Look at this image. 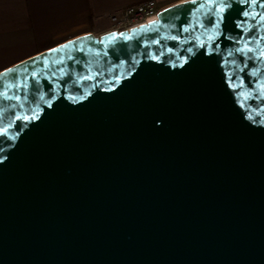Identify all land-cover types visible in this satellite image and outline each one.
I'll list each match as a JSON object with an SVG mask.
<instances>
[{
	"label": "water",
	"instance_id": "95a60500",
	"mask_svg": "<svg viewBox=\"0 0 264 264\" xmlns=\"http://www.w3.org/2000/svg\"><path fill=\"white\" fill-rule=\"evenodd\" d=\"M218 3L0 72V264H264V0Z\"/></svg>",
	"mask_w": 264,
	"mask_h": 264
},
{
	"label": "crops",
	"instance_id": "0c3cea01",
	"mask_svg": "<svg viewBox=\"0 0 264 264\" xmlns=\"http://www.w3.org/2000/svg\"><path fill=\"white\" fill-rule=\"evenodd\" d=\"M147 0H0V72L72 38L109 31L110 16ZM168 7L184 0H155Z\"/></svg>",
	"mask_w": 264,
	"mask_h": 264
},
{
	"label": "snow or ice",
	"instance_id": "6c2138e0",
	"mask_svg": "<svg viewBox=\"0 0 264 264\" xmlns=\"http://www.w3.org/2000/svg\"><path fill=\"white\" fill-rule=\"evenodd\" d=\"M192 2L195 3V0H192ZM208 2L209 3H217V0H208ZM241 3H251L252 5H256L257 0H241ZM229 6L230 5H228L226 3V0H219V3L217 4L216 13H215L217 15V17H218V19L216 21V25H215L217 28H219V25H220V23L223 20V16L221 14L224 13L226 7H229ZM261 6L264 7V4H262ZM201 7H204V5L201 4ZM165 11H167V10H165ZM243 16H245V17H250L251 16L253 19H256V16H258L257 25H259L261 28H264V12L257 13L255 15H253L249 11H244L243 12ZM157 23H158V21H155L154 20V21H150L149 22V25H141L140 27H141V30H145V29L150 28L151 25H154V24H157ZM245 23H247V21H245ZM239 26L240 25H238V27ZM247 30L248 29L246 28L245 31H247ZM120 35H123V33H121ZM69 43H74V42L70 41ZM258 46H259V42H258ZM62 47H66V45L65 46H62ZM50 51H53L54 52V51H57V49H52ZM189 51H191V49H189ZM235 51L236 52H239V53H242V54H244L247 57V53L252 52L253 49L248 46V43L246 41L244 43V46L243 47L237 48V49H235ZM229 54L231 55V53H229ZM258 54H259L260 57H264V48H260ZM153 58L155 59L156 57H153ZM45 66H47V61L46 60H45ZM245 66H247L246 62H245ZM239 70L240 71H243V68H241ZM7 71L10 72V71H13V70L12 69H9ZM35 75H36V73H33V76H35ZM252 75H256V71H253ZM88 79H91V77H88ZM118 80H119V78H117V81ZM229 81H230V86L233 87V88L242 86L243 83H244L242 79L239 80V84L231 83V77H229ZM260 89H261V91H260L259 97H257V99L264 98V84H261L260 85ZM236 95H237L238 98H240V99H238V103L240 104V106L242 108L245 106L246 101L248 99L252 98L248 93H246L244 91H241V92L237 93ZM0 96H4L7 99H13V97L7 96V92L6 91L3 92V93H0ZM81 98H83V97H81ZM15 99L19 100L20 97L19 96H16ZM40 99L43 101L44 100V96L41 95ZM52 99H55V97H53ZM46 103H48V105L51 106V100L46 101ZM11 107L15 108L16 105H11ZM20 107H23V105H21ZM37 107H39V106L37 105ZM260 111L261 112H264V108H262ZM21 118L24 119V120H28L29 119V116H27V115H25L23 117H21L19 115L16 116V119L17 120H19ZM262 122H264V121H262ZM12 126H13L12 123H8L7 125H5L3 127H0V135L8 133L9 129Z\"/></svg>",
	"mask_w": 264,
	"mask_h": 264
},
{
	"label": "built area",
	"instance_id": "2783aa9c",
	"mask_svg": "<svg viewBox=\"0 0 264 264\" xmlns=\"http://www.w3.org/2000/svg\"><path fill=\"white\" fill-rule=\"evenodd\" d=\"M155 0L123 7L110 16L109 31L122 32L142 24H147L151 20H156L158 14L163 9Z\"/></svg>",
	"mask_w": 264,
	"mask_h": 264
}]
</instances>
